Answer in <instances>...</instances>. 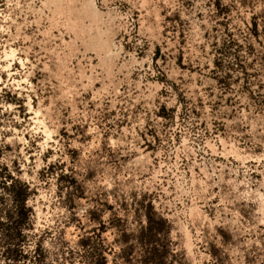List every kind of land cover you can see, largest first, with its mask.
<instances>
[{
	"label": "rangeland",
	"instance_id": "obj_1",
	"mask_svg": "<svg viewBox=\"0 0 264 264\" xmlns=\"http://www.w3.org/2000/svg\"><path fill=\"white\" fill-rule=\"evenodd\" d=\"M3 165L39 264H264V0H0Z\"/></svg>",
	"mask_w": 264,
	"mask_h": 264
},
{
	"label": "trees",
	"instance_id": "obj_2",
	"mask_svg": "<svg viewBox=\"0 0 264 264\" xmlns=\"http://www.w3.org/2000/svg\"><path fill=\"white\" fill-rule=\"evenodd\" d=\"M35 193L20 175L13 173L7 165L0 166V251L4 264H39L27 252L36 223L35 211L30 205ZM1 260L0 264H3Z\"/></svg>",
	"mask_w": 264,
	"mask_h": 264
}]
</instances>
